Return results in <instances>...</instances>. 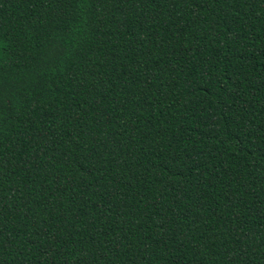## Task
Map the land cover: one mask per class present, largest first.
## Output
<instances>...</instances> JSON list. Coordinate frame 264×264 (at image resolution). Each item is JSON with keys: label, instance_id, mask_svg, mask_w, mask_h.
I'll return each mask as SVG.
<instances>
[{"label": "trees", "instance_id": "trees-1", "mask_svg": "<svg viewBox=\"0 0 264 264\" xmlns=\"http://www.w3.org/2000/svg\"><path fill=\"white\" fill-rule=\"evenodd\" d=\"M0 264H264V0H0Z\"/></svg>", "mask_w": 264, "mask_h": 264}]
</instances>
